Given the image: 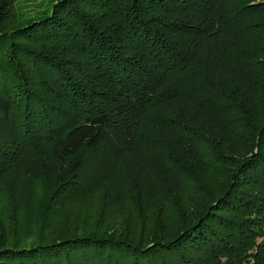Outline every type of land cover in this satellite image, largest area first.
<instances>
[{
    "label": "trees",
    "instance_id": "obj_1",
    "mask_svg": "<svg viewBox=\"0 0 264 264\" xmlns=\"http://www.w3.org/2000/svg\"><path fill=\"white\" fill-rule=\"evenodd\" d=\"M44 13L0 29V182L37 183L31 233L0 217V264H264V0H51ZM90 154L101 168L84 190ZM101 186L124 217L45 238L58 195Z\"/></svg>",
    "mask_w": 264,
    "mask_h": 264
},
{
    "label": "rangeland",
    "instance_id": "obj_2",
    "mask_svg": "<svg viewBox=\"0 0 264 264\" xmlns=\"http://www.w3.org/2000/svg\"><path fill=\"white\" fill-rule=\"evenodd\" d=\"M50 4L51 0H9L7 10L2 16L0 29L9 26H17L19 24H28L27 21L43 16L45 14L44 12L50 8ZM32 76L34 77L33 80L40 77L38 73ZM185 105H187V103ZM258 117V122L261 120L264 121V109L258 112ZM0 136H3V134L0 133ZM2 140L6 141V139ZM229 141H231V139L227 138L224 140V146L230 145ZM225 142L227 143L225 144ZM89 156L90 157H88L84 165L78 171V178L80 183L83 184L84 190L88 187L86 185L87 183L95 181V176L98 175L96 173L98 172L100 165L99 161L102 158L101 156L98 157V155L97 157H94L93 154H90ZM129 157L130 155H127L124 158ZM138 157V163L141 165L142 169H145L146 164L148 166V162H150V156L148 157V155L144 153L142 154V157ZM133 161L137 160L134 159ZM94 164H97V168H95ZM121 173L122 171L118 172L115 168L113 170V178L115 180L118 179V177H120L119 174ZM4 177V182H0V187H2L0 188V217L6 224L8 232L12 237L17 235V232L18 235L22 234V236H24L32 232L29 220L34 196L36 194L37 183L19 173H8ZM109 183L110 181L104 183V185L109 186ZM95 185L100 184H94L93 186ZM6 188L7 191H5ZM107 189L111 190V188ZM86 190H89V188ZM90 192L91 194H89V192L87 194L86 191V193H82L77 197H66L64 193L58 195L57 198L60 203V209L52 221L51 227L46 231L45 238L67 235L73 231H84L88 226L95 225L96 222H99L102 226L105 225L107 221L108 224H111L113 219L122 218L126 215L122 207L118 209L116 204L110 206L104 204L107 198L103 196L104 192L102 186L96 190L91 189ZM148 203L145 212L146 216L149 218V226L154 219V211L152 212V210L156 202L151 200L148 201ZM132 231L140 232L141 229L139 226H136ZM34 236L35 235H30V238L28 236V239H33Z\"/></svg>",
    "mask_w": 264,
    "mask_h": 264
}]
</instances>
